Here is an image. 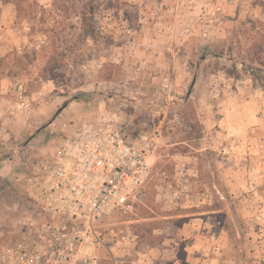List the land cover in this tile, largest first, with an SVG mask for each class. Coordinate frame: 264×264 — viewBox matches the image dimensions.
<instances>
[{"label": "rangeland", "instance_id": "obj_1", "mask_svg": "<svg viewBox=\"0 0 264 264\" xmlns=\"http://www.w3.org/2000/svg\"><path fill=\"white\" fill-rule=\"evenodd\" d=\"M98 115L153 136L151 175L78 257L264 264V0H0V235L34 208L33 166Z\"/></svg>", "mask_w": 264, "mask_h": 264}, {"label": "built area", "instance_id": "obj_2", "mask_svg": "<svg viewBox=\"0 0 264 264\" xmlns=\"http://www.w3.org/2000/svg\"><path fill=\"white\" fill-rule=\"evenodd\" d=\"M153 136L130 137L114 118L98 115L73 126L27 179L34 208L19 224L22 237L1 255L2 264H97L94 223L113 211L131 212L151 175Z\"/></svg>", "mask_w": 264, "mask_h": 264}, {"label": "flooded vegetation", "instance_id": "obj_3", "mask_svg": "<svg viewBox=\"0 0 264 264\" xmlns=\"http://www.w3.org/2000/svg\"><path fill=\"white\" fill-rule=\"evenodd\" d=\"M26 210H24L22 212V215L21 217L18 219V222H20V220H22V218L24 217V212ZM13 226H10L9 230L6 232L4 231L2 235H0V237H3L5 236V238L9 239L10 240V243L8 244V246L10 245H13L17 240H19L21 237H22V233H23V225L21 224H17V225H14V229L12 228ZM17 228V229H15ZM6 232V233H5Z\"/></svg>", "mask_w": 264, "mask_h": 264}, {"label": "water", "instance_id": "obj_4", "mask_svg": "<svg viewBox=\"0 0 264 264\" xmlns=\"http://www.w3.org/2000/svg\"><path fill=\"white\" fill-rule=\"evenodd\" d=\"M194 82H195V79L192 80L191 85H190L189 89L187 90L186 99L189 97V95H190V93H191V90H192V88H193ZM61 109H62V108H60V109L55 113V116L51 119V122L56 118V116L59 114V112H60ZM49 123H50V122H48V123L45 124V125H48ZM45 125H44V126H45ZM44 126L39 127V128L34 132V134L31 135V136L26 140V143L29 142V141H30L35 135H37V134L41 131V129H42Z\"/></svg>", "mask_w": 264, "mask_h": 264}, {"label": "crops", "instance_id": "obj_5", "mask_svg": "<svg viewBox=\"0 0 264 264\" xmlns=\"http://www.w3.org/2000/svg\"><path fill=\"white\" fill-rule=\"evenodd\" d=\"M259 126L257 127V128H259V130H261V131H263V134H262V138H264V115H262V116H260L259 117ZM256 130V129H255ZM259 147V149H261V148H263L264 149V139H262V141L260 142V145L258 146ZM248 148H249V146H248ZM261 151V150H260ZM249 152H251V151H249ZM154 264H166V263H161V262H159V263H154ZM191 264V263H190Z\"/></svg>", "mask_w": 264, "mask_h": 264}]
</instances>
